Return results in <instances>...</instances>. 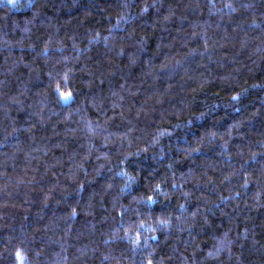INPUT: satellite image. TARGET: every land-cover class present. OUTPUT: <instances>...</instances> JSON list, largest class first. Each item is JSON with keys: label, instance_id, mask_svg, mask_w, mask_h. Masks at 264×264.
Listing matches in <instances>:
<instances>
[{"label": "trees", "instance_id": "16d2710c", "mask_svg": "<svg viewBox=\"0 0 264 264\" xmlns=\"http://www.w3.org/2000/svg\"><path fill=\"white\" fill-rule=\"evenodd\" d=\"M0 264H264V0H0Z\"/></svg>", "mask_w": 264, "mask_h": 264}]
</instances>
